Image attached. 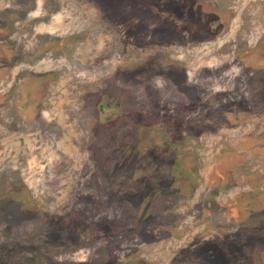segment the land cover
Listing matches in <instances>:
<instances>
[{
    "label": "rangeland",
    "instance_id": "1",
    "mask_svg": "<svg viewBox=\"0 0 264 264\" xmlns=\"http://www.w3.org/2000/svg\"><path fill=\"white\" fill-rule=\"evenodd\" d=\"M0 264H264V0H0Z\"/></svg>",
    "mask_w": 264,
    "mask_h": 264
}]
</instances>
